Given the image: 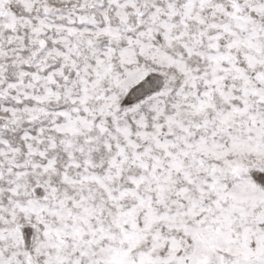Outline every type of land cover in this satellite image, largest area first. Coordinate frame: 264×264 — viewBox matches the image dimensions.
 Instances as JSON below:
<instances>
[{"label":"snow or ice","instance_id":"obj_1","mask_svg":"<svg viewBox=\"0 0 264 264\" xmlns=\"http://www.w3.org/2000/svg\"><path fill=\"white\" fill-rule=\"evenodd\" d=\"M0 264H264V0H0Z\"/></svg>","mask_w":264,"mask_h":264}]
</instances>
